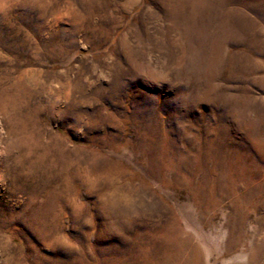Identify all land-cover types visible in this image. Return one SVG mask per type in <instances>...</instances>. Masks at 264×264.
Instances as JSON below:
<instances>
[{"label":"rangeland","instance_id":"1","mask_svg":"<svg viewBox=\"0 0 264 264\" xmlns=\"http://www.w3.org/2000/svg\"><path fill=\"white\" fill-rule=\"evenodd\" d=\"M0 98V264H264V0H0Z\"/></svg>","mask_w":264,"mask_h":264},{"label":"bare ground","instance_id":"2","mask_svg":"<svg viewBox=\"0 0 264 264\" xmlns=\"http://www.w3.org/2000/svg\"><path fill=\"white\" fill-rule=\"evenodd\" d=\"M6 98V97H5ZM1 99V98H0ZM6 102V101H5ZM12 102V101H11ZM3 105V104H2ZM1 109V108H0ZM1 111V110H0ZM25 116V115H24ZM10 117V116H9ZM23 119H25V117H23ZM36 133V132H35ZM56 162V161H55ZM61 165V164H60ZM52 168H54V167H52ZM50 170V169H49ZM60 171V170H59ZM68 171V170H67ZM76 171V170H75ZM57 172H58V170H57ZM70 172H72V171H69V173ZM57 175V174H56ZM58 176V175H57ZM69 178V177H68ZM93 178V177H92ZM100 178V177H99ZM59 179V178H58ZM100 179H102V178H100ZM107 179V178H106ZM95 180V179H94ZM108 180V179H107ZM58 181V180H57ZM61 181H62V179H61ZM97 181V180H96ZM105 181V180H104ZM109 181V180H108ZM69 182V181H68ZM72 182V181H71ZM88 182H90V181H88ZM94 182V181H93ZM98 182V181H97ZM67 184V183H66ZM87 184V183H86ZM90 184V183H89ZM88 184V185H89ZM103 184H104V182H103ZM108 184V183H107ZM106 184V185H107ZM85 185V184H84ZM109 185V184H108ZM82 186V185H81ZM94 186H96V185H94ZM103 186V185H102ZM88 187V186H87ZM85 188V187H84ZM90 187H88V189H89ZM105 188H106V186H105ZM107 188H109L108 186H107ZM59 189V188H58ZM86 189V188H85ZM92 189V188H91ZM93 189H94V187H93ZM108 190V189H107ZM106 190V191H107ZM56 191V190H55ZM89 191V190H88ZM101 191V190H100ZM105 191V190H104ZM57 192V191H56ZM92 192V191H91ZM95 194H97V193H95ZM107 195V194H106ZM100 196V195H99ZM107 197V196H106ZM62 199V198H61ZM53 201V200H52ZM60 201V200H59ZM101 202H102V200H100ZM44 202V201H43ZM54 202H55V200H54ZM62 202V201H61ZM104 202V201H103ZM51 203V202H50ZM53 203V202H52ZM59 204V203H58ZM57 204V205H58ZM99 204V203H98ZM52 206V205H51ZM50 207V206H49ZM49 207H47V208H49Z\"/></svg>","mask_w":264,"mask_h":264}]
</instances>
